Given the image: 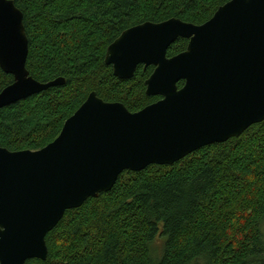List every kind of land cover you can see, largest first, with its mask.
Segmentation results:
<instances>
[{
	"label": "trees",
	"instance_id": "obj_1",
	"mask_svg": "<svg viewBox=\"0 0 264 264\" xmlns=\"http://www.w3.org/2000/svg\"><path fill=\"white\" fill-rule=\"evenodd\" d=\"M228 1L13 0L29 75L64 84L0 109V147L42 149L91 92L131 113L157 101L145 94L153 68L114 77L108 45L144 22L201 25ZM187 43L177 39L167 57ZM12 80L0 69V92ZM45 242L46 260L28 264H264V120L172 165L124 171L111 190L66 211Z\"/></svg>",
	"mask_w": 264,
	"mask_h": 264
},
{
	"label": "water",
	"instance_id": "obj_2",
	"mask_svg": "<svg viewBox=\"0 0 264 264\" xmlns=\"http://www.w3.org/2000/svg\"><path fill=\"white\" fill-rule=\"evenodd\" d=\"M178 38L186 49L167 57ZM27 54L23 15L13 0H0V69L13 78L0 109L64 84L33 79ZM104 62L121 80L152 66L145 94L159 100L131 113L91 92L42 149L0 147V264L45 261L46 235L65 212L111 190L124 171L172 165L262 122L264 0H229L201 25H136L107 47Z\"/></svg>",
	"mask_w": 264,
	"mask_h": 264
},
{
	"label": "flooded vegetation",
	"instance_id": "obj_3",
	"mask_svg": "<svg viewBox=\"0 0 264 264\" xmlns=\"http://www.w3.org/2000/svg\"><path fill=\"white\" fill-rule=\"evenodd\" d=\"M178 39H179V38H178ZM176 40H177V39H176ZM176 40H175V41H176ZM185 40H186V39H185ZM175 41H174V42H175ZM187 41H188V40H187ZM174 42H173V43H174ZM173 43H172V44H173ZM172 44H171V45H172ZM187 44H188V43H187ZM109 45H110V44H109ZM109 45H108V46H109ZM171 45H170V46H171ZM170 46H169V47H170ZM106 49H107V48H106ZM167 50H168V49H167ZM182 52H183V51H182ZM180 53H181V52H180ZM177 55H178V54H177ZM174 56H175V55H174ZM104 57H105V56H104ZM172 57H173V56H172ZM104 63H105V62H104ZM140 66H141L143 69H146V68H144L142 65H140ZM140 66H138V67H140ZM138 67H137V69H138ZM149 67H152V66H149ZM149 67H147V68H149ZM152 68H153V67H152ZM137 69H136V70H137ZM153 69H154V68H153ZM153 69H152V71H153ZM135 72H136V71H135ZM151 73H152V72H151ZM134 74H135V73H134ZM150 75H151V74H150ZM150 75H149V76H150ZM149 76H148V77H149ZM147 79H148V78H147ZM147 79H146V80H147ZM146 80H145V81H146ZM180 83H182V82H180ZM144 84H145V83H144ZM178 84H179V83H178ZM182 84H183V83H182ZM181 86H182V85H181ZM181 86H179V87H181ZM98 98H99V97H98ZM157 98H158V97H157ZM158 100H159V98H158ZM115 103H116V102H115ZM117 103H119V102H117Z\"/></svg>",
	"mask_w": 264,
	"mask_h": 264
}]
</instances>
